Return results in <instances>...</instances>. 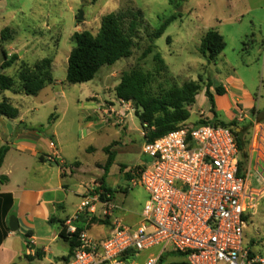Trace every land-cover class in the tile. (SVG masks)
I'll list each match as a JSON object with an SVG mask.
<instances>
[{"label": "rangeland", "instance_id": "obj_1", "mask_svg": "<svg viewBox=\"0 0 264 264\" xmlns=\"http://www.w3.org/2000/svg\"><path fill=\"white\" fill-rule=\"evenodd\" d=\"M0 1V46H3L0 63L6 60L4 53L8 58L19 57L6 73L17 77L21 64H33L44 58L53 60L55 83L41 91L38 96L9 91L4 95L19 109L23 115L22 120L27 124L41 126V129L43 127L42 130L50 138L55 131L58 133L68 161L78 160L83 164V172L69 177L72 190L68 200L69 215L77 212H74V205L81 202V196L75 192H83L84 196L94 190L100 195L106 194L101 190V179H94L103 175L98 164L106 163L107 153L103 149L113 142H116L112 146L117 156L116 162L110 168L108 180L113 191V201L129 216H139L145 208V190L141 187L133 188L124 179L119 181L117 178L120 165H126L131 170L141 163H151L150 158L143 154L146 139L142 135L145 130L140 120L135 116L132 105L125 102L121 104L115 94L121 76L134 67H140L154 75L152 86L155 92L175 85L182 86L191 81L201 82L202 91L191 108V117L186 124L193 125L200 120L236 123L235 130L239 129L242 133L246 149L244 153H240V160L243 169L248 167L247 149L264 121V0ZM130 8L143 12L151 31L161 27L166 20L174 18L165 33L155 41L153 53L142 58L143 52L150 45L146 33L142 31L138 40L139 46L131 57L104 66L90 82L69 84L66 75L68 59L74 47V33L91 31L96 34L105 15ZM81 11L83 20H79ZM5 28L11 30L10 37L2 41L1 31ZM210 30L217 31L226 41L225 50L213 62H209L199 51L201 40ZM157 53L165 64L160 73L156 70L158 65L154 60ZM232 79L235 80L232 82ZM208 83L211 84L214 98L217 87H230L231 93H236L235 99H242L245 92L250 94L257 101L256 107L260 111L255 109L247 112L239 104L233 105L229 102L222 110L217 111V118L214 117L205 95ZM225 102L226 99H223L222 104ZM119 103L131 116L114 114L112 118H108L107 112L104 113L103 110L114 106L119 109ZM253 105L245 104L246 107ZM91 146L96 150L89 151ZM246 177L254 202L246 216L245 246L264 258V181L257 172L250 178ZM107 195V198L110 197L109 193ZM111 218V214L105 215L103 209L99 212L97 208L94 215H85L83 220L90 229L92 225H106L105 222L109 219L113 221ZM47 229L48 227H39L37 233L45 236ZM97 232L98 229L93 227L89 233ZM52 246L59 254L67 255L70 250L69 244L62 240ZM160 252L161 248L158 247L142 256L146 259L148 255H158ZM172 259L180 260L177 256L170 258ZM44 263L49 262L46 260ZM136 263L144 262L140 260ZM16 264L26 262L18 259ZM34 264L40 263L35 261Z\"/></svg>", "mask_w": 264, "mask_h": 264}, {"label": "built area", "instance_id": "obj_2", "mask_svg": "<svg viewBox=\"0 0 264 264\" xmlns=\"http://www.w3.org/2000/svg\"><path fill=\"white\" fill-rule=\"evenodd\" d=\"M240 153L234 130L212 124L182 126L146 142L143 154L151 163L129 170L130 186L149 195L143 222L133 228L114 219L111 235L102 242L82 231L69 264H136L119 259L129 251L140 258L158 247L161 252L148 255L143 264H159L167 252L184 255L188 264H264L245 246L246 216L254 198ZM101 196L96 190L84 196L66 221L68 234H76L75 223L94 215L98 205L112 215Z\"/></svg>", "mask_w": 264, "mask_h": 264}, {"label": "trees", "instance_id": "obj_3", "mask_svg": "<svg viewBox=\"0 0 264 264\" xmlns=\"http://www.w3.org/2000/svg\"><path fill=\"white\" fill-rule=\"evenodd\" d=\"M173 19L166 20L161 27L151 31L149 25L145 22L143 12L139 9L130 8L122 12L105 15L96 34L91 31L74 33L72 37L74 47L68 59L66 81L69 84L90 82L97 77L104 66L112 65L123 58L131 57L134 50L139 46L138 40L142 31L146 33L147 40L150 43L143 52L142 58L148 57L154 51L155 41L165 33ZM10 32L9 28L2 30L1 40L8 39ZM168 42H170L169 38ZM225 48L226 41L224 37L217 31L210 30L201 40L199 51L209 62H213ZM4 55L6 60L0 66L2 70L0 73V97H3L0 102V117L14 120L19 118L20 111L4 96L5 92L38 96L41 91L55 83L53 60L44 58L33 64H21L17 77H14L8 75L6 71L16 64L19 57L8 58L6 53ZM154 60L158 65L156 70L160 73V70L165 68L164 61L158 53L154 55ZM153 81L154 75L152 73L145 72L140 67H134L121 76L120 83L115 89V94L119 101L132 105L135 116L140 120L145 130L146 142H153L172 131L178 130L182 126H188L186 123L191 117V108L202 91L201 82L191 81L182 86L175 85L170 89L155 92L152 86ZM216 93L219 96H223L225 94L224 87H217ZM205 95L214 117L217 118L215 98L211 92L210 83L207 84ZM211 124L232 128L237 137L240 152L244 151L245 143L242 133L236 132L235 127L237 125L234 122L200 120L198 123L189 126ZM9 149V146L0 148V169ZM104 151L108 154V161L104 167V176L100 180V184L101 190L106 194H102L101 199L104 202H110L114 196L113 192L105 187V181L114 163L115 156L110 152V148H105ZM128 177H130L129 173ZM8 181V177L0 176V185ZM108 193L111 196L107 198ZM9 197L12 198L11 196ZM60 223L62 226L60 237L69 243L70 252L68 256L62 257L59 262L61 264H69L79 245L78 235L84 231V228L78 227L77 233L71 235L67 232L66 222L61 221ZM105 223L107 224L108 222ZM2 241L3 236L0 233V244ZM175 256L179 257L180 260H170L171 257ZM25 258L29 264H34L36 260L42 259V254L27 255ZM119 260L126 263H136L141 259L134 252L129 251L122 255ZM159 264L188 263L184 255L167 252L161 256Z\"/></svg>", "mask_w": 264, "mask_h": 264}, {"label": "crops", "instance_id": "obj_4", "mask_svg": "<svg viewBox=\"0 0 264 264\" xmlns=\"http://www.w3.org/2000/svg\"><path fill=\"white\" fill-rule=\"evenodd\" d=\"M1 54L3 55V46H0V57ZM2 64L3 61L0 63V66ZM1 72L2 70L0 69V73ZM234 80L235 79H232L231 81L233 82ZM224 90L225 94L223 96H215L217 111L222 110L229 102L233 105L239 104L244 108V111L247 112L255 109L256 111H260L256 107L257 101L255 99L253 100L250 94L245 92L241 96L242 99L238 97L235 99L234 95L236 93L232 91V94L230 87H225ZM227 97L229 98L228 100ZM2 98L1 96L0 102ZM223 99H226L224 105L222 104ZM205 100L207 101L206 98ZM119 102L122 104L121 101ZM246 103L254 105L253 107H246ZM121 104L119 109L114 106L111 109L103 110V112H107L108 118H112L114 114L122 117L131 116V113H127V110ZM102 116L104 117L103 113ZM22 118L23 115L21 113L19 118L14 120L0 117V148L3 146H9L10 148L5 157L3 166L0 169V176H6L9 179L7 183L0 185V233L3 236V241L0 244V264H16L18 259H23L27 264L25 256H35L38 253L42 254V259L36 260L39 261L40 264H45L44 261L46 260L49 262L48 264H61L59 260L62 257L68 256L69 253L67 255L56 253L52 245L61 240L64 241L60 237V232L62 230L60 222H66L75 215V213L69 215L67 211L68 200L72 193L69 177L74 176L77 172H83L84 167L78 160L73 162L68 161L66 155H64L63 141L60 140L56 131L50 138L46 136V133L42 130L43 127L41 129V126L27 124ZM260 125L261 130L258 134H254V139L247 149V151H249L247 158V160H249V165L244 169L241 161L240 165L245 176H249L250 178L254 176V172H257L264 181V121H262ZM239 131V129L236 130L238 133ZM142 135L145 137L144 132ZM51 143H54V147L51 146ZM115 143L116 142H113L112 145ZM112 145L105 148H110V152L115 156V163L117 154L113 151ZM88 150L93 152L96 149L91 146ZM244 151H246L245 148ZM107 161L108 154L106 163ZM106 163L102 162L98 164L100 169L103 170V175L97 177L94 181L103 178ZM143 165L146 164L141 163L138 166ZM118 169L119 173L117 178L119 181L124 179L130 186V177H128L130 169H128L126 165H120ZM110 173L111 169L106 177L105 187L112 191L108 183ZM116 185H119L118 181ZM129 186L127 188H129ZM133 188H140V186ZM129 191L125 193L128 194ZM75 194L81 196L82 202L85 193L75 192ZM113 199L108 202L112 207L113 218L111 219H117L126 226L133 228L141 225L144 220V210L139 216H134L133 214L129 216L126 213L124 214V210L121 211ZM148 199L149 195L147 193L145 205ZM80 204L74 205L76 208L74 212L78 210ZM97 208L99 212L103 209L100 205H98ZM12 218H15L19 223V229L17 231H12L10 229ZM83 219H85V215L80 218L79 222L75 223L76 227L84 228L83 230H86L95 241L102 242L111 235L113 230L112 220L109 219L110 222L108 221L106 225H92L89 229L87 228L88 224L84 223L85 221ZM39 227H48L47 235L40 236L37 233ZM93 227L97 228L98 232L90 234L89 232ZM140 259L141 261L146 260L143 256L140 257ZM172 260L177 261L174 259Z\"/></svg>", "mask_w": 264, "mask_h": 264}, {"label": "water", "instance_id": "obj_5", "mask_svg": "<svg viewBox=\"0 0 264 264\" xmlns=\"http://www.w3.org/2000/svg\"><path fill=\"white\" fill-rule=\"evenodd\" d=\"M79 20H83V12L82 11L79 14ZM10 229L12 231H17L19 229V223H18V221L15 218L11 219Z\"/></svg>", "mask_w": 264, "mask_h": 264}]
</instances>
